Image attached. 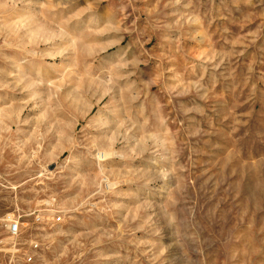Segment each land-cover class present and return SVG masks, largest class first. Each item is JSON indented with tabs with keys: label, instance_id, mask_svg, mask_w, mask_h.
Masks as SVG:
<instances>
[{
	"label": "rangeland",
	"instance_id": "1",
	"mask_svg": "<svg viewBox=\"0 0 264 264\" xmlns=\"http://www.w3.org/2000/svg\"><path fill=\"white\" fill-rule=\"evenodd\" d=\"M0 264H264V0H0Z\"/></svg>",
	"mask_w": 264,
	"mask_h": 264
},
{
	"label": "built area",
	"instance_id": "2",
	"mask_svg": "<svg viewBox=\"0 0 264 264\" xmlns=\"http://www.w3.org/2000/svg\"><path fill=\"white\" fill-rule=\"evenodd\" d=\"M60 220L61 219H58V221ZM5 225L12 235L18 236L21 233V223L19 219L15 220L14 218L8 217V219L5 221ZM28 259L29 261L33 260L32 257H29Z\"/></svg>",
	"mask_w": 264,
	"mask_h": 264
},
{
	"label": "bare ground",
	"instance_id": "3",
	"mask_svg": "<svg viewBox=\"0 0 264 264\" xmlns=\"http://www.w3.org/2000/svg\"><path fill=\"white\" fill-rule=\"evenodd\" d=\"M32 81H34V80H32ZM35 82V81H34ZM35 84V83H34Z\"/></svg>",
	"mask_w": 264,
	"mask_h": 264
}]
</instances>
